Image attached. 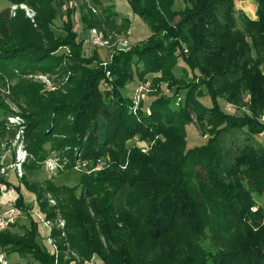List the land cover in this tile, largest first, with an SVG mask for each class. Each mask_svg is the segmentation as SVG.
Returning <instances> with one entry per match:
<instances>
[{"label":"trees","instance_id":"obj_1","mask_svg":"<svg viewBox=\"0 0 264 264\" xmlns=\"http://www.w3.org/2000/svg\"><path fill=\"white\" fill-rule=\"evenodd\" d=\"M91 1L100 5L109 0ZM175 1L127 0L150 35L131 51L113 55L105 99L98 89L104 80V70L96 65L100 59L79 55L82 44L73 33L44 45L22 14L11 17L9 8L0 11V83L17 77L13 93L23 90L36 97L30 114L39 118L26 123L21 133L27 160L39 166L50 140L57 141L51 149L69 148L64 169L74 167L77 152L93 162L111 158L103 170L80 176L78 194L48 183L37 196L23 173L20 180L36 194L44 216L40 220L53 223L48 238L56 249L37 243V224L31 220L29 228L14 221L1 231V250L40 264L93 259L102 264H264V213L252 211V194H264V143L258 139L264 132V120L258 121L264 114V0H255V19L237 10L233 0H183L181 11L173 9ZM61 44L73 52L74 64L68 67L72 86L41 101L29 84L21 85L23 77L51 72L60 61L53 53ZM178 61L190 74L180 107L170 109L174 95L163 96L149 102L150 113L141 106L133 115L129 97L121 93L125 82L133 75L142 79L159 73L158 83L175 86L172 69ZM243 91L249 95L250 115L227 112L217 101L237 105ZM205 94L209 105L198 99ZM191 114L207 126V136L199 146L186 148ZM16 134V126L0 120V159ZM136 136L156 143L147 154L127 148L125 143ZM4 175L0 183L18 193L14 208L31 219V208ZM45 195L55 205L50 207ZM59 219L62 229L56 227Z\"/></svg>","mask_w":264,"mask_h":264},{"label":"rangeland","instance_id":"obj_2","mask_svg":"<svg viewBox=\"0 0 264 264\" xmlns=\"http://www.w3.org/2000/svg\"><path fill=\"white\" fill-rule=\"evenodd\" d=\"M235 1L244 6L245 9L250 10L251 6L248 0ZM185 6V1L176 0L173 9L175 11H181ZM6 8L10 9L11 17H14L16 14H22L30 23L31 29L41 35L44 45L50 46L57 41L65 40L69 34L73 33L74 41L82 44L79 55L85 58L98 57L100 59L96 65L104 70V80L98 85L103 99L108 97L107 94L111 90L112 74L107 70V66L110 65L113 55L131 51V47L133 48L134 44H140L150 35L147 24L132 13L127 0H109L104 1L100 5H95L91 0H50L48 3H46V0H35L18 5H12L7 0H0V11ZM50 15L51 18L46 24L45 22H41L42 17L48 20ZM96 37L97 39L99 38L103 45H95L96 43L94 41ZM124 42L128 44L123 45L122 43ZM61 45L62 47L57 48L53 53L54 57H60V61L54 66L51 72H38L23 77L24 82L21 85L29 84L32 90L30 92L35 93L41 101H48L51 97L50 95H63L72 86L70 82L72 74L68 67L74 64L72 60L73 52L69 46H64L65 44ZM172 76L177 80V84L172 87L169 86L168 82L161 81L158 83L157 80L161 78L159 73H149L142 79L133 75L132 80L125 82V88L121 93L129 97L131 101L129 110L131 113L137 115L141 106L142 109L146 110V113H150L149 108H147L149 102L159 97H170L173 95L174 98H171L168 107L177 110L185 97L186 85L188 84L190 74L187 73L183 63L178 61L172 69ZM16 82L17 77H13L11 79L7 78L3 83H0V120H4L8 124L9 117H16L18 122L16 130L19 132L25 128L26 123L36 121L39 117L36 114H30L32 109H36L30 106L31 102H36L34 95L28 92L25 93L23 90L17 94L13 93L12 88ZM139 89H142V92L140 93V100L137 101L135 97ZM198 99L204 105L210 104L209 96L206 94ZM217 101L220 106H225L224 109L227 112L250 115V111L248 110L249 95L246 91L240 94V101L237 105L228 103L223 98H218ZM231 106L235 109L234 111ZM190 119L191 122L185 125L186 148L199 146L207 136L205 132L207 126L204 124L200 126L194 114L190 115ZM263 119L264 114L259 116L258 121L262 122ZM159 140H162V138L159 137ZM9 142L10 145L9 147L7 146V151L1 154L0 165L1 163L9 165V163L16 161L17 154H15V160L12 161V156L16 150L14 140H10ZM56 143V140H53V142L50 140V142L44 145L43 149L46 152V158L39 166L36 163L33 165L32 160H27V156L24 160L26 163L24 164L29 167V170H27L22 166L24 180L26 181L25 184L35 190L37 196L38 193L43 192L48 183L74 188L78 194L80 191V176H92L111 164L109 155L93 162L83 160L80 158V152H77L74 167L64 169L62 167H65L67 163L65 155L69 151V148L66 147L62 151L59 148H52V150L51 146H56ZM155 143V140L146 141L136 136L127 141L125 146L127 148L135 147L142 153L147 154ZM4 177L16 189L18 188L19 193L23 197L25 207L31 208L32 214L30 219L26 214L14 208L18 193L13 188L9 189L6 187L3 192L0 191V214L12 210L14 215H16L15 221L18 226L29 228L31 226V220L35 222L37 224V243L50 251L51 245L48 243L49 230L40 220L44 216L40 211L36 194L27 188L12 169H8ZM252 196L256 202V205L253 207L255 209L254 212L260 209L264 213V194L257 195L253 193ZM49 197V195H45L44 200L47 198L51 207L55 205V201L52 200L53 202H50ZM51 224L53 225V223ZM12 231L21 234L18 228H13ZM1 258L5 264H40L39 262H35L30 256L21 258L18 254H9L0 249ZM0 264L2 263L0 262ZM89 264H102V262L97 260L89 262Z\"/></svg>","mask_w":264,"mask_h":264},{"label":"built area","instance_id":"obj_3","mask_svg":"<svg viewBox=\"0 0 264 264\" xmlns=\"http://www.w3.org/2000/svg\"><path fill=\"white\" fill-rule=\"evenodd\" d=\"M94 42L96 43L95 45H100V46L103 45V43L99 40V38L97 39V37L95 38ZM126 42H124L122 44L123 45H127L128 43H126ZM137 92L138 93L136 94L135 98L138 101V100H140V93L142 92V89H139ZM231 108L233 109L232 106H231ZM8 122H9L8 124H10L12 126H16L18 124L16 117H9L8 118ZM21 133H22V130L17 132V134L15 135V138H14V147L16 149L15 150V154H17L16 161L14 163L8 165V166H5V167L4 166H0V174H5L8 169H12L15 172V174L17 175V177H19V178L22 177V175H23L22 163L24 162L27 154H26V152L24 150V147H23ZM4 189H5V186L4 185H0V191L3 192ZM50 202H53V201L51 200ZM252 211H255V209L252 208ZM15 219H16V215H14L12 210L10 212H4V213L0 214V231H3L5 229H7L10 225H12L14 223ZM43 225L48 230H50L53 227V225L51 224L50 221H43ZM63 226H64V222L59 219L56 222V227L62 229ZM48 243L50 245H52V247L54 249H56L55 246L53 245L52 240L50 238H48ZM0 262L2 264H5V262L2 260V258L0 259Z\"/></svg>","mask_w":264,"mask_h":264},{"label":"crops","instance_id":"obj_4","mask_svg":"<svg viewBox=\"0 0 264 264\" xmlns=\"http://www.w3.org/2000/svg\"><path fill=\"white\" fill-rule=\"evenodd\" d=\"M233 1H234L235 8L237 10L242 11L250 19H255V11H256L255 0H248L250 2V6H251L250 10L245 9L244 6H242L241 4H238L235 0H233ZM258 139L264 143V132H262L261 134L258 135ZM93 261H97V259H93L90 262H93ZM85 264H89V262H87Z\"/></svg>","mask_w":264,"mask_h":264}]
</instances>
